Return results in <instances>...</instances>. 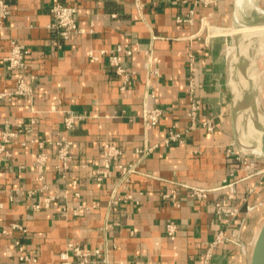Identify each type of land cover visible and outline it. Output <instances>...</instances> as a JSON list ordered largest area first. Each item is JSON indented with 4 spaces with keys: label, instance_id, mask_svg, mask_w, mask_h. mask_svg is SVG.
Here are the masks:
<instances>
[{
    "label": "crops",
    "instance_id": "crops-1",
    "mask_svg": "<svg viewBox=\"0 0 264 264\" xmlns=\"http://www.w3.org/2000/svg\"><path fill=\"white\" fill-rule=\"evenodd\" d=\"M6 1L12 12L0 28V93L17 88L5 60L12 39L29 50L24 73L33 92L0 98V136L7 127L23 128L0 160V264H18L24 252L36 258L31 264H62L70 241L108 250L110 264H205L207 245L223 228L216 202L229 188L198 199L182 183L213 188L237 179L229 203L238 213L226 230L235 240L219 242L208 264H242L243 246L264 213V157L242 154L232 133L228 48L237 1ZM58 2L79 9L82 30L67 40L50 28ZM119 45L130 49L118 52L128 78L110 63ZM193 95L202 101L199 119L213 118L214 132L189 129ZM147 107L163 110L149 129ZM69 114L82 116L74 128L65 125ZM171 129L182 142H164ZM62 140L72 142L68 170L58 168ZM107 142L123 150L120 163L137 164L130 182H122L118 162L98 180ZM252 158L258 167L245 163ZM169 221L179 225L175 239ZM249 221L255 228L245 238Z\"/></svg>",
    "mask_w": 264,
    "mask_h": 264
},
{
    "label": "built area",
    "instance_id": "built-area-1",
    "mask_svg": "<svg viewBox=\"0 0 264 264\" xmlns=\"http://www.w3.org/2000/svg\"><path fill=\"white\" fill-rule=\"evenodd\" d=\"M201 1L205 5H211V4H217L219 0H201ZM11 12H12L11 5L6 0H0V28L3 26V21L11 14ZM51 13H52V22L50 24V28L52 30H56L63 39L67 40L72 35L79 33L82 30L78 24L79 9L76 5L58 2L55 5H53V7L51 8ZM187 20L191 21L192 18L189 17ZM122 50H126L127 52H130V49H127L126 47L119 45L112 51V54L110 55V63L116 67V71L120 75H124L126 78H128L130 73L122 65L118 56V52ZM91 52L92 54H95L94 50H92ZM101 52L105 53L107 51L102 50ZM28 53L29 50L24 44L18 42L15 39L11 40V48L5 60H6L7 70L16 75L17 88L14 92H1L0 98L10 99L14 95L25 96L32 94L33 81L28 80L24 73V70L27 67L26 56ZM201 109H202L201 99L193 95L191 97V103L188 112V115L191 120L189 129H196L198 127H203L209 132H214L216 130V123L213 118H205L203 120L199 119ZM162 116H163V110L160 107H152V108L147 107L144 111V118L147 129L158 125L162 119ZM81 118H82L81 115L69 114L68 116L65 117L66 127L68 128L76 127L77 123ZM26 126L28 127L29 125ZM22 130L23 128L12 129L10 127H7L3 131L2 135L0 136V160L2 159L3 156L11 155V152L8 148V144ZM177 141L182 142L183 136L180 131L171 129L168 135L165 137L164 142L172 143ZM58 144H59L58 168L61 170H68L71 166V161L73 158L71 153L72 142L69 140H62L59 141ZM154 147L155 145L146 147L145 149L139 148L138 152L142 154H146L152 151ZM104 155H105L104 168L99 169L98 171L99 181H102L104 178L108 177L109 168L111 167L113 162L119 163V167L122 171V182L124 183L130 182L132 179V175L138 172L136 163H129V164L120 163V160L124 155V152L121 149V147H119L118 145L110 142L105 143ZM45 160L46 158L43 154L40 155L37 159V164L41 171H43L45 167ZM236 184L237 181L234 180V181L225 182L224 185L222 184L221 186L218 187L209 188V187H202L197 185H190L188 183H182L183 186H185L190 190L191 195L198 199H205L210 195V193L222 189L224 187L229 188V193L227 198L223 200H218L216 202V212L220 221L223 223V228L220 229V231L217 233L215 238L208 243L207 250L205 252V264H208V262L210 261L213 255V248L219 242H221L224 239H231L227 235L226 230L230 228V226L232 225L235 219V216L238 213V208L232 206L229 203V200L235 198L236 196ZM166 195L170 196V194H166ZM120 199H121L120 197L113 198V203H118ZM83 208H84L83 205H79L76 208V213L77 214L81 213ZM14 227L20 230H26L20 224H15ZM166 231L171 239H175L179 231L178 223L176 221H169L166 226ZM17 244H19V242H17ZM20 248L22 249L21 246ZM109 256L110 255L108 250H102L100 248L90 249L84 247L80 242H74V241H70L67 244V249L60 252V259L62 264H75V262H77L78 264H100L101 262H104L105 264H110ZM35 261L36 258L34 256L24 252L21 255H19L18 264H31ZM142 263H143L142 261H137V264H142Z\"/></svg>",
    "mask_w": 264,
    "mask_h": 264
},
{
    "label": "rangeland",
    "instance_id": "rangeland-1",
    "mask_svg": "<svg viewBox=\"0 0 264 264\" xmlns=\"http://www.w3.org/2000/svg\"><path fill=\"white\" fill-rule=\"evenodd\" d=\"M230 33L232 40L228 53L230 61L234 65L231 87L234 90L236 101L241 100L245 95L246 102L249 104L248 110L246 108L241 111L242 113L240 112L239 126L244 136L248 134L249 139L258 141L260 137V131L257 128L259 122L256 123L254 118L255 112H259L261 118L264 116V0H245L242 6H236V23ZM241 66L244 67L246 75L242 73ZM255 93H257L256 104L253 106L252 101ZM253 159L245 160V163L252 168L256 165V161ZM238 180L235 181L238 183ZM254 228V222L249 221L245 227V238H248ZM229 238L235 240L233 237Z\"/></svg>",
    "mask_w": 264,
    "mask_h": 264
},
{
    "label": "water",
    "instance_id": "water-1",
    "mask_svg": "<svg viewBox=\"0 0 264 264\" xmlns=\"http://www.w3.org/2000/svg\"><path fill=\"white\" fill-rule=\"evenodd\" d=\"M239 52V45L237 46ZM241 71L246 75L244 67L241 66ZM257 93L253 98L252 105L256 104ZM246 96L244 95L241 100H233L231 107V120H232V133L234 136L235 144L238 150L247 156L264 157V118L261 120L259 112H255V121L259 122L258 129L260 137L258 141H252L249 136H244L239 126L240 112L248 108ZM260 148V151H255ZM254 150V151H252ZM242 264H264V213L258 223L257 228L254 230L249 241L243 246V260Z\"/></svg>",
    "mask_w": 264,
    "mask_h": 264
},
{
    "label": "bare ground",
    "instance_id": "bare-ground-1",
    "mask_svg": "<svg viewBox=\"0 0 264 264\" xmlns=\"http://www.w3.org/2000/svg\"><path fill=\"white\" fill-rule=\"evenodd\" d=\"M244 1L245 0H237V6H242L243 5V3H244ZM250 30V29H249ZM252 30V29H251ZM239 67V66H238ZM243 75V74H242ZM243 92H244V90H243ZM261 104V103H260ZM247 110H248V108H247ZM256 111V110H255ZM242 113V112H241ZM253 113V112H252ZM264 113V112H263ZM264 117V116H263ZM263 117H262V119H263ZM251 118V117H250ZM240 124V123H239ZM242 125V124H241ZM254 125V124H253ZM258 128V127H257ZM261 149L260 148H258V149H256L255 151H260ZM252 151H254V150H252Z\"/></svg>",
    "mask_w": 264,
    "mask_h": 264
}]
</instances>
